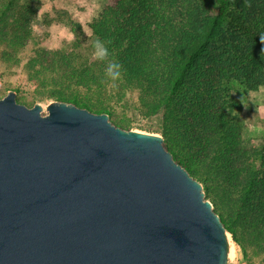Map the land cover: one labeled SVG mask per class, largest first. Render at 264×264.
Returning <instances> with one entry per match:
<instances>
[{
	"label": "trees",
	"instance_id": "1",
	"mask_svg": "<svg viewBox=\"0 0 264 264\" xmlns=\"http://www.w3.org/2000/svg\"><path fill=\"white\" fill-rule=\"evenodd\" d=\"M35 10L34 0H0L5 62L21 63L16 51L28 42ZM89 27L92 51L73 40L22 62L40 89L35 96L104 112L128 130L132 124L115 104L137 91L142 114L160 119L150 130L202 183L243 259L264 264V136L244 144L242 103L227 88L231 80L247 90L264 85V0H105ZM96 39L108 48V60L94 59ZM109 60L122 65L115 88L105 74Z\"/></svg>",
	"mask_w": 264,
	"mask_h": 264
},
{
	"label": "water",
	"instance_id": "2",
	"mask_svg": "<svg viewBox=\"0 0 264 264\" xmlns=\"http://www.w3.org/2000/svg\"><path fill=\"white\" fill-rule=\"evenodd\" d=\"M0 98V264H227L202 184L160 134Z\"/></svg>",
	"mask_w": 264,
	"mask_h": 264
},
{
	"label": "rangeland",
	"instance_id": "3",
	"mask_svg": "<svg viewBox=\"0 0 264 264\" xmlns=\"http://www.w3.org/2000/svg\"><path fill=\"white\" fill-rule=\"evenodd\" d=\"M104 3L105 0H34L36 10L29 24L31 32L28 42L16 51L21 63L9 64L0 58V98L9 90H14L17 102L28 107L39 103L42 106L41 113L46 114L47 103L55 99L44 95L41 98L36 97L40 89L27 79L22 62L31 57L35 50L66 49L73 40L77 41L82 51L83 49L86 52L92 51L89 24ZM227 88L230 95L242 103L240 117L244 125L242 132L244 144L256 145L264 136V85L257 90H247L241 81L231 80L227 83ZM250 91L258 93L247 100ZM124 98L126 100L124 104L119 101L115 104V112L120 118L131 122L130 129L157 133L151 131L150 127L160 125V119L158 116L146 117L142 114L138 92L128 91ZM246 101L248 103H245ZM205 199L210 201L208 198ZM227 238V264H262L258 258H252L251 263H248L243 259L239 246L233 241L229 232Z\"/></svg>",
	"mask_w": 264,
	"mask_h": 264
},
{
	"label": "clouds",
	"instance_id": "4",
	"mask_svg": "<svg viewBox=\"0 0 264 264\" xmlns=\"http://www.w3.org/2000/svg\"><path fill=\"white\" fill-rule=\"evenodd\" d=\"M260 41L262 44H264V33L260 34ZM93 57L94 59L101 61L108 60V48L106 47L105 43L100 39H96L93 42ZM105 74L111 81H113L111 87L115 88L117 86L115 84V81L121 79L122 77V65L117 61L109 60L106 66Z\"/></svg>",
	"mask_w": 264,
	"mask_h": 264
},
{
	"label": "crops",
	"instance_id": "5",
	"mask_svg": "<svg viewBox=\"0 0 264 264\" xmlns=\"http://www.w3.org/2000/svg\"><path fill=\"white\" fill-rule=\"evenodd\" d=\"M256 93H258L257 91H250V97L247 98V100H249V98H251L253 95H255ZM245 103H248V101H246Z\"/></svg>",
	"mask_w": 264,
	"mask_h": 264
}]
</instances>
